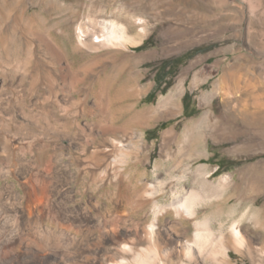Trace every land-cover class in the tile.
Instances as JSON below:
<instances>
[{
    "label": "rangeland",
    "instance_id": "1",
    "mask_svg": "<svg viewBox=\"0 0 264 264\" xmlns=\"http://www.w3.org/2000/svg\"><path fill=\"white\" fill-rule=\"evenodd\" d=\"M108 22L126 43H94ZM225 178L195 220L160 216V239L193 238L199 219L215 234L238 223L249 243L226 264H264V0H0V264H19L18 247L48 264L34 242L51 235L61 261L85 245L101 264L95 251L132 243L155 202Z\"/></svg>",
    "mask_w": 264,
    "mask_h": 264
},
{
    "label": "bare ground",
    "instance_id": "2",
    "mask_svg": "<svg viewBox=\"0 0 264 264\" xmlns=\"http://www.w3.org/2000/svg\"><path fill=\"white\" fill-rule=\"evenodd\" d=\"M105 26L107 30L106 33L102 37H98L99 40L95 41L94 43L96 44L103 43V45L107 44L109 46L110 45L117 46L127 42L128 34L126 28L123 25H119L115 22H108L106 23ZM79 29L82 33H84L82 27H80ZM79 43L81 46H84L86 44L85 40L82 37H80ZM114 142L118 147L122 148L120 150L121 153L119 154L118 157V160L122 161L123 159L126 158L127 155L126 149H123L124 146L121 142H118L116 140ZM97 158L99 162L102 161L100 157L96 156V159ZM230 185L231 182H229V178H225L224 182L222 181V184L218 186L212 185L211 187L209 186V188H204V189L193 187L191 190L188 191L185 190L186 192L183 191L184 194L182 196L176 194L175 201L171 203L169 207L159 206V204L155 202L153 207V220L149 224H145L144 221L142 222L141 220H135V222L133 223L136 229L133 238L134 240L132 243L131 242L129 243L123 239L120 240V239L112 238L111 246L98 248L95 251L96 254L100 257V263L101 264H174V262H177V264H207L206 263L207 261H212L215 264L230 263L231 261L230 252L228 248L235 247V249L240 251L242 247H244L247 243H249L238 223H234L232 225L231 231H229L230 233L228 235H226V233L215 234L212 228L210 227L209 220L207 218L204 220L202 219L196 220L193 223L194 233H193V238L191 239H176L178 238L177 237L178 235L176 236L171 231H169L167 233V239L165 241H161L160 235L158 233L159 224L161 220L160 216H163L166 213L171 212L175 219V222H173L174 227L180 224H184V221L186 219L195 220L198 216L197 208L199 204L205 201L206 198L209 199L210 197L215 196L216 194L222 192L223 190L228 189ZM252 191L253 189L250 188L245 191L244 195L251 196ZM14 194L15 196H17L16 192H14ZM150 195L154 196V192L151 193ZM15 199L16 197H14L13 200ZM244 199L245 198H241L240 201L242 202L244 201ZM10 200L11 199H9L8 201ZM30 203L28 205L29 218L27 219L26 224L27 226L32 228V230H36V232L38 233L39 231L37 229L40 227L41 223L42 224L44 223V218H42L41 216V218H38V220H34V221L30 219V214L32 213V211L37 209V205L34 204L32 199H30ZM4 204H5V199L3 198V195L0 193V205L4 206ZM7 214L8 213H6V215ZM19 222L20 220L18 219L17 223ZM49 222L55 224L58 228H65L62 222H56L53 220L52 221L49 220ZM39 235L40 234H38V236ZM51 236L41 239L42 241L40 242L35 241L36 242V243L34 242L35 246L37 245L41 249L48 247L49 250L52 252L50 254L51 257H47L46 259L48 264H69L65 259L64 261L63 260L61 261L60 259L62 257V249L59 241L60 236L58 235H54L52 237ZM142 242H147L148 246L139 247L138 244L139 243L142 244ZM214 242L219 244L218 249L213 248L212 244ZM16 250L18 253L19 264H28L30 256H28L27 252L24 251L25 249L23 250L22 248L18 247L16 248ZM87 253H88V248L85 245L81 246L79 250V258L77 262L74 263L89 264L90 259L88 260V256H86L88 255Z\"/></svg>",
    "mask_w": 264,
    "mask_h": 264
},
{
    "label": "trees",
    "instance_id": "3",
    "mask_svg": "<svg viewBox=\"0 0 264 264\" xmlns=\"http://www.w3.org/2000/svg\"><path fill=\"white\" fill-rule=\"evenodd\" d=\"M145 48V45H143V46H141L139 49H144ZM202 51H204V50H194L193 52H191V54L192 55H194V54H199V53H201ZM168 87V86H167ZM167 87L165 88V89H167ZM164 91H166V90H164ZM154 94H151L149 97H151V96H153ZM189 99H190V95H189V93H187L185 96H184V107H185V115L186 116H190L191 117V115H188V113H189V109H190V102H189Z\"/></svg>",
    "mask_w": 264,
    "mask_h": 264
}]
</instances>
